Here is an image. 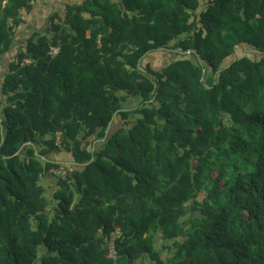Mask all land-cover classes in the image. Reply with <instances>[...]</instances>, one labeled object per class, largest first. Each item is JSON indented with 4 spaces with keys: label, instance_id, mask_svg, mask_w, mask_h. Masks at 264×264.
Segmentation results:
<instances>
[{
    "label": "trees",
    "instance_id": "1",
    "mask_svg": "<svg viewBox=\"0 0 264 264\" xmlns=\"http://www.w3.org/2000/svg\"><path fill=\"white\" fill-rule=\"evenodd\" d=\"M33 3L0 0V264H264V0H85L17 50Z\"/></svg>",
    "mask_w": 264,
    "mask_h": 264
},
{
    "label": "crops",
    "instance_id": "2",
    "mask_svg": "<svg viewBox=\"0 0 264 264\" xmlns=\"http://www.w3.org/2000/svg\"><path fill=\"white\" fill-rule=\"evenodd\" d=\"M85 0H34L33 7L23 12V22L16 30L17 46L19 50L22 42L33 35L44 33L53 21L65 17L69 5L82 4ZM16 50V51H17ZM11 53L0 57V78L8 70Z\"/></svg>",
    "mask_w": 264,
    "mask_h": 264
},
{
    "label": "rangeland",
    "instance_id": "3",
    "mask_svg": "<svg viewBox=\"0 0 264 264\" xmlns=\"http://www.w3.org/2000/svg\"><path fill=\"white\" fill-rule=\"evenodd\" d=\"M176 58V56H174L173 54H169L168 50H158L156 52H152L149 53L147 55V57L145 58L146 63H150L154 68H157L160 70V68H162L163 66H165L166 64H168L170 61H173ZM133 101H130V103H128V105L130 106H135L138 105L141 101L137 100L136 98L132 97L131 98ZM54 157L57 159H61L62 162H66L68 165H71V163L73 161L72 155L71 153L64 151L61 154H54ZM54 177H50L46 179L45 181V187H46V192L47 195H49L50 197L54 194V192L56 191V187L54 185ZM115 236V235H113ZM110 246H111V240H110ZM156 247L158 250H160L162 252V258L164 260L168 259L169 257L173 256V253L175 252V248L172 249H165L164 246V241L161 238V235L157 236V242H156ZM152 261L147 260L142 262V264H150Z\"/></svg>",
    "mask_w": 264,
    "mask_h": 264
},
{
    "label": "built area",
    "instance_id": "4",
    "mask_svg": "<svg viewBox=\"0 0 264 264\" xmlns=\"http://www.w3.org/2000/svg\"><path fill=\"white\" fill-rule=\"evenodd\" d=\"M59 52V47H54V48H52V50H51V53L52 54H57ZM29 61V60H28ZM66 168L65 167H61V168H59V169H56L54 172L55 173H57V172H60L61 174H66ZM118 234H120L119 232H117ZM113 239H114V236H113ZM111 246H110V250H111V253H110V255H112L113 254V252H114V248H113V240L111 241Z\"/></svg>",
    "mask_w": 264,
    "mask_h": 264
},
{
    "label": "water",
    "instance_id": "5",
    "mask_svg": "<svg viewBox=\"0 0 264 264\" xmlns=\"http://www.w3.org/2000/svg\"><path fill=\"white\" fill-rule=\"evenodd\" d=\"M188 52H189V51H188ZM2 121H3V118L0 117V122L2 123ZM112 125H113V120L109 122V125H108V127H107V132H106L107 135L109 134V132H110V130H111V128H112ZM2 126H3V125H2ZM2 131H3V128H2ZM93 159H94V157H92L91 161H92ZM91 161H90V162H91ZM69 163L73 164V163H76V162H75V161H72V162H69ZM76 164H77V163H76Z\"/></svg>",
    "mask_w": 264,
    "mask_h": 264
},
{
    "label": "clouds",
    "instance_id": "6",
    "mask_svg": "<svg viewBox=\"0 0 264 264\" xmlns=\"http://www.w3.org/2000/svg\"><path fill=\"white\" fill-rule=\"evenodd\" d=\"M55 47H58V46H55ZM54 48V47H53ZM59 51H60V47H59ZM59 53V52H58ZM65 162V161H64ZM117 232H119L120 233V231L118 230ZM118 233H114V235L116 236ZM112 240H113V238H112ZM115 251V250H114Z\"/></svg>",
    "mask_w": 264,
    "mask_h": 264
}]
</instances>
